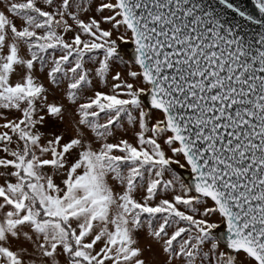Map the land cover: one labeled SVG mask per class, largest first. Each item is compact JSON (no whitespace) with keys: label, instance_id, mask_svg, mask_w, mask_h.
I'll return each mask as SVG.
<instances>
[{"label":"rangeland","instance_id":"374dc122","mask_svg":"<svg viewBox=\"0 0 264 264\" xmlns=\"http://www.w3.org/2000/svg\"><path fill=\"white\" fill-rule=\"evenodd\" d=\"M114 0H0V264H255L125 47Z\"/></svg>","mask_w":264,"mask_h":264},{"label":"water","instance_id":"95a60500","mask_svg":"<svg viewBox=\"0 0 264 264\" xmlns=\"http://www.w3.org/2000/svg\"><path fill=\"white\" fill-rule=\"evenodd\" d=\"M126 45L227 251L264 264V0H114Z\"/></svg>","mask_w":264,"mask_h":264}]
</instances>
